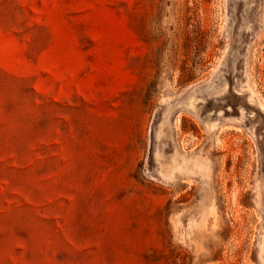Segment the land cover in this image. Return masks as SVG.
Wrapping results in <instances>:
<instances>
[{
  "label": "rangeland",
  "instance_id": "1",
  "mask_svg": "<svg viewBox=\"0 0 264 264\" xmlns=\"http://www.w3.org/2000/svg\"><path fill=\"white\" fill-rule=\"evenodd\" d=\"M0 264H264V0H0Z\"/></svg>",
  "mask_w": 264,
  "mask_h": 264
}]
</instances>
